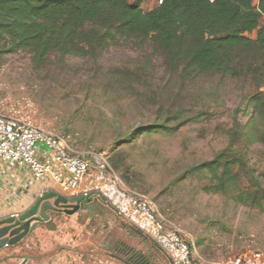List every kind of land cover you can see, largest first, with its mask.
<instances>
[{"label": "rangeland", "instance_id": "374dc122", "mask_svg": "<svg viewBox=\"0 0 264 264\" xmlns=\"http://www.w3.org/2000/svg\"><path fill=\"white\" fill-rule=\"evenodd\" d=\"M142 3L144 10H150L159 1ZM260 28L264 31V17ZM248 36L255 39L256 31ZM3 43L0 38V48ZM255 56L251 68L237 76L201 73L182 78L181 67L171 68L148 42H113L95 60L52 54L41 68L35 67L27 50L2 53L0 111L61 132L82 152L103 155L119 185L151 198L204 260L264 253V211L246 199V193L264 189L261 133L249 129L234 146L246 155L247 173L241 174L238 185L206 192L204 186L211 183L208 174L192 169L226 148L235 120L245 124L250 119V100L264 91V53ZM160 108L166 114H180L184 123L170 134H138L140 127L160 120ZM106 208L118 222L148 237L135 217H120ZM95 221L91 224L73 215L52 240L46 236L42 242L46 247L94 250L104 241L92 230L100 231L105 221L111 238L144 250L141 241L113 227L110 213ZM57 252L58 263L71 262L66 253ZM105 264L121 263L107 257Z\"/></svg>", "mask_w": 264, "mask_h": 264}, {"label": "trees", "instance_id": "16d2710c", "mask_svg": "<svg viewBox=\"0 0 264 264\" xmlns=\"http://www.w3.org/2000/svg\"><path fill=\"white\" fill-rule=\"evenodd\" d=\"M142 2L0 0V38L4 39L0 54L27 50L35 67L41 68L52 54L95 60L113 42H148L171 68L181 67L182 78H194L201 73L237 76L251 68L255 55L264 53L260 28L264 0H162L150 10H144ZM255 31V39L248 36ZM250 104V119L245 124L235 120L226 148L192 168L208 174L211 183L204 191L236 186L241 174L247 173L246 155L234 146L249 129L264 137V91L255 94ZM160 111V120L140 127L138 134H170L184 123L180 114ZM246 199L264 211V189L246 193Z\"/></svg>", "mask_w": 264, "mask_h": 264}, {"label": "built area", "instance_id": "2783aa9c", "mask_svg": "<svg viewBox=\"0 0 264 264\" xmlns=\"http://www.w3.org/2000/svg\"><path fill=\"white\" fill-rule=\"evenodd\" d=\"M2 166L22 169L40 182L36 200L50 192L67 198L95 194L109 204L117 216L135 217L140 229L159 246L171 264H264V253L258 251L244 252L222 261L204 260L192 251L184 231L159 210L151 198L119 185L103 155L82 152L63 133L0 111V168ZM19 214L21 212L7 216Z\"/></svg>", "mask_w": 264, "mask_h": 264}, {"label": "flooded vegetation", "instance_id": "af4514ba", "mask_svg": "<svg viewBox=\"0 0 264 264\" xmlns=\"http://www.w3.org/2000/svg\"><path fill=\"white\" fill-rule=\"evenodd\" d=\"M86 200L72 203L67 201L66 204L59 203L53 211L46 209L48 219H42L37 212L29 224V228L34 226L33 230L30 229L15 244H5L0 248V264H60L57 262L59 258V255L56 254L57 251L62 252L63 255L66 253L64 257L71 260L69 264H105L107 257L121 264H171L159 246L140 230L118 222L113 215L114 213L106 208L107 205L103 200L95 195H89ZM79 204L81 205L76 211L69 212L71 206ZM66 205H69V207H65ZM67 209L68 211L65 212ZM107 213H110L111 218L114 220L113 227L117 228L119 226L124 229L127 236H132L141 241L144 250H139L118 238H111L110 233L107 232L105 221H101L102 228L98 231L99 233L96 229L92 230V235L95 238H99L100 234V237L103 236L104 241L99 243L94 250L59 244H55L54 247H46V244L42 242V238L44 239L46 236H49L52 240L55 234L62 230L61 224H65L69 217L73 215L77 214V219L83 216V219H87L89 223L94 224V222L96 223L95 220L103 219ZM22 223L20 222V224ZM108 239L109 243L107 244ZM75 255H79V257H75Z\"/></svg>", "mask_w": 264, "mask_h": 264}, {"label": "water", "instance_id": "95a60500", "mask_svg": "<svg viewBox=\"0 0 264 264\" xmlns=\"http://www.w3.org/2000/svg\"><path fill=\"white\" fill-rule=\"evenodd\" d=\"M88 196L89 195H80L67 198L57 195L55 192H50L39 197L34 202V204L29 209H27L26 212L22 213L18 217L16 216L17 218L11 215L0 218V248L5 244H15L21 238H23L30 229L33 230L34 226H31V228H29V224L31 219H34L33 217L37 212L42 219H48L49 216L45 212L46 209L53 211L56 209L59 203L66 204L67 201L71 203L81 202L88 199ZM80 205L81 204L71 206V210H69V212L76 211L80 207ZM65 207H69V205H66ZM67 211L68 209L65 210V212ZM20 222L23 223L20 224Z\"/></svg>", "mask_w": 264, "mask_h": 264}, {"label": "crops", "instance_id": "0c3cea01", "mask_svg": "<svg viewBox=\"0 0 264 264\" xmlns=\"http://www.w3.org/2000/svg\"><path fill=\"white\" fill-rule=\"evenodd\" d=\"M40 184L22 169L2 166L0 168V217L25 212L38 197Z\"/></svg>", "mask_w": 264, "mask_h": 264}]
</instances>
